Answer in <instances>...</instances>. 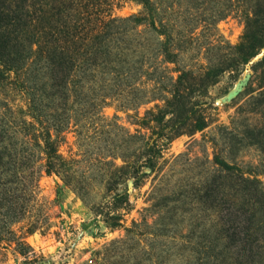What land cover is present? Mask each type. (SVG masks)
Here are the masks:
<instances>
[{
    "label": "rangeland",
    "instance_id": "374dc122",
    "mask_svg": "<svg viewBox=\"0 0 264 264\" xmlns=\"http://www.w3.org/2000/svg\"><path fill=\"white\" fill-rule=\"evenodd\" d=\"M153 2L162 35L139 27V100L102 74L82 89L29 71L0 83V264H264V0ZM46 133L64 178L45 172Z\"/></svg>",
    "mask_w": 264,
    "mask_h": 264
},
{
    "label": "trees",
    "instance_id": "16d2710c",
    "mask_svg": "<svg viewBox=\"0 0 264 264\" xmlns=\"http://www.w3.org/2000/svg\"><path fill=\"white\" fill-rule=\"evenodd\" d=\"M123 1L0 0V83L11 73L21 79L22 73L29 71L38 80H45L50 89L61 86L68 90L73 83L82 89L95 80L96 74H102L106 76L102 78L106 88L125 86V98L131 95L133 101L139 100V76L148 74L143 70L141 49L146 44L140 40L139 27L147 25L154 34L162 33L157 26L153 0H130L143 7L141 15L114 16V8ZM249 42L248 48L253 50L262 41L254 36ZM165 43H161L164 47L161 52L165 60L173 62ZM80 71L83 76L77 79L76 73ZM188 76V73L178 76L166 107L178 104ZM40 104L34 92L29 95L33 125L44 129ZM202 129L203 125L198 124L194 130ZM163 137L164 133L158 135L159 139ZM43 142L45 172L64 178L71 169L69 162L58 152L49 133ZM151 147L147 145L148 152ZM153 161L147 159L142 167L152 168ZM124 168H128V161L120 167Z\"/></svg>",
    "mask_w": 264,
    "mask_h": 264
}]
</instances>
